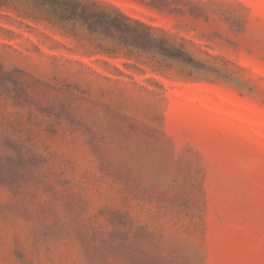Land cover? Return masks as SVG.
Returning <instances> with one entry per match:
<instances>
[{
  "label": "rangeland",
  "instance_id": "374dc122",
  "mask_svg": "<svg viewBox=\"0 0 264 264\" xmlns=\"http://www.w3.org/2000/svg\"><path fill=\"white\" fill-rule=\"evenodd\" d=\"M106 1L188 57L0 0V264H264V0Z\"/></svg>",
  "mask_w": 264,
  "mask_h": 264
},
{
  "label": "trees",
  "instance_id": "16d2710c",
  "mask_svg": "<svg viewBox=\"0 0 264 264\" xmlns=\"http://www.w3.org/2000/svg\"><path fill=\"white\" fill-rule=\"evenodd\" d=\"M34 19L44 18L68 34L88 35L108 54L146 53L163 59L188 57L167 30L135 18L106 0H32Z\"/></svg>",
  "mask_w": 264,
  "mask_h": 264
}]
</instances>
